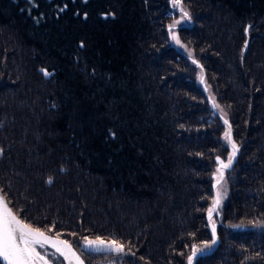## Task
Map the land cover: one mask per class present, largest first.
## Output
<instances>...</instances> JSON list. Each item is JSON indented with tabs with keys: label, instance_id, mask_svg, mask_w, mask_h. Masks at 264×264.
Masks as SVG:
<instances>
[{
	"label": "trees",
	"instance_id": "1",
	"mask_svg": "<svg viewBox=\"0 0 264 264\" xmlns=\"http://www.w3.org/2000/svg\"><path fill=\"white\" fill-rule=\"evenodd\" d=\"M181 4L190 20L173 0H0V189L86 264L210 249L233 156L219 246L193 264H264V0Z\"/></svg>",
	"mask_w": 264,
	"mask_h": 264
},
{
	"label": "snow or ice",
	"instance_id": "2",
	"mask_svg": "<svg viewBox=\"0 0 264 264\" xmlns=\"http://www.w3.org/2000/svg\"><path fill=\"white\" fill-rule=\"evenodd\" d=\"M174 6L180 7L182 19L190 20L191 17L187 11L182 7L181 0H173ZM63 10V9H61ZM181 24V20H175L173 24L169 25L171 31L177 25ZM179 43V38L173 34L172 37ZM43 71V70H42ZM45 75L49 73L45 72ZM227 123V121H225ZM225 138L231 141V131L225 134ZM236 145L233 143V151H236ZM232 158H229L228 164L223 167L227 168L231 164ZM222 163V162H221ZM219 183V181H218ZM221 193L217 191V197L214 200V205L220 202ZM213 209H209V219H211ZM51 228L47 232H51ZM46 231L41 230L39 227H34L32 224L25 223L24 220L19 218L12 209L8 206L4 197H0V264H50L39 251L37 246L43 249L46 245H50L60 253L61 256L68 258L69 255L75 257L77 264H83L74 252H72L71 245L68 241L60 239L58 233L56 237L47 234ZM213 235H215V226L213 225ZM215 241H213L214 243ZM85 245L89 249L99 250L100 246H106L112 251L122 252L124 246L117 241H110L107 245L105 242L97 237L95 240L85 239ZM199 249L193 250L191 256L188 257L189 264H192L193 258L196 256Z\"/></svg>",
	"mask_w": 264,
	"mask_h": 264
},
{
	"label": "water",
	"instance_id": "3",
	"mask_svg": "<svg viewBox=\"0 0 264 264\" xmlns=\"http://www.w3.org/2000/svg\"><path fill=\"white\" fill-rule=\"evenodd\" d=\"M203 84H204V83H203ZM204 90H205V92H206V94H207V96H208V90H206L205 87H204ZM208 99H209V101L211 102V105H212L214 111H215L218 115H220V117L222 118V120L225 122V121H226L225 118H223V116H222L219 112H217L216 107H215V104H214V101H212V100L210 99L209 96H208ZM231 141H232V134H231ZM236 152H237V150H236ZM234 159H235V156L232 157L231 164H230V166L227 167V168L223 167L224 164H219V165H218V169H219V172H220V178L217 179V180L213 183V188H214V200H215L216 197H217V191H218V188H217V187H218V185H219V184L223 181V179H224V177H223V176H224V172L222 171V169H225V170H227V169H231V168L234 166V165H233ZM218 181H219V183H218ZM0 197H4V195H3L2 191H1V189H0ZM4 198H5V200L7 201L6 197H4ZM7 203H8V201H7ZM8 206H9V204H8ZM218 206H219V204H218V205H214V204H213V207H212L213 211H212L211 219H212L213 216L217 213V211H218V209H217ZM9 207H10V206H9ZM11 209H12V207H11ZM12 211L14 212L13 209H12ZM14 213H15V212H14ZM15 214H16V213H15ZM16 215H17V214H16ZM211 219H209V212H208L207 217H206V221H208V223H209V229H210V231H211V233H212V240L215 241V242L213 243V245H212V247H211L210 249H208V250H199V251H197L196 256L193 258V260L197 259L198 257H205V256H209V255L213 254V252H214V251L218 248V246H219V243H220V242H219L218 233H217V231H216V229H217V225H216V224H213V223L210 221ZM22 220H23V219H22ZM24 222H25V221H24ZM25 223H26V222H25ZM213 225L215 226V235H213ZM47 234L50 235V236H52V237H56V236L51 235V234H49V233H47ZM60 239H62V240H66V239H64V238H62V237H60ZM66 241H68V240H66ZM68 242H69V241H68ZM69 244L71 245L72 252H74V253L76 254V256H78V257L80 258V260L83 261V264H86V263H85V260H84V259L82 258V256L80 255L79 251H77V249L74 248V246H73L70 242H69ZM45 247H46L47 249H49L51 252L55 253L56 255L58 254V255L62 258V260H64L65 264H77V261H76L75 257L69 255L68 258H65L64 256H61L60 253L56 252V250H55L54 248H52L50 245H46ZM45 247H44V248H45ZM192 253H193V252H191L189 256H191ZM193 260H192V264H193ZM187 264H189L188 259H187Z\"/></svg>",
	"mask_w": 264,
	"mask_h": 264
},
{
	"label": "rangeland",
	"instance_id": "4",
	"mask_svg": "<svg viewBox=\"0 0 264 264\" xmlns=\"http://www.w3.org/2000/svg\"><path fill=\"white\" fill-rule=\"evenodd\" d=\"M223 187V186H222ZM222 187H220V188H222ZM222 191H224V187H223V190H221V192ZM223 197H224V195H221L220 196V198L221 199H223ZM37 248H38V250L40 251V253L42 254V255H44L48 260H49V262H50V264H54L53 263V260H52V258H53V254H52V252L50 251V250H45L44 248L43 249H41V248H39L38 246H37ZM87 248V247H86ZM102 248H106V246H100L99 247V250L100 249H102ZM89 249V248H88ZM94 250H96V249H94Z\"/></svg>",
	"mask_w": 264,
	"mask_h": 264
},
{
	"label": "bare ground",
	"instance_id": "5",
	"mask_svg": "<svg viewBox=\"0 0 264 264\" xmlns=\"http://www.w3.org/2000/svg\"><path fill=\"white\" fill-rule=\"evenodd\" d=\"M37 251H39L38 248H37ZM39 252H40V251H39ZM46 259H47V258H46Z\"/></svg>",
	"mask_w": 264,
	"mask_h": 264
}]
</instances>
